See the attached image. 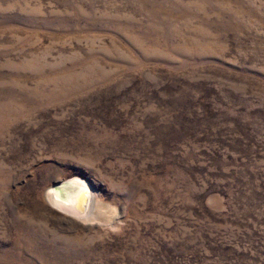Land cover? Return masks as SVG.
Returning <instances> with one entry per match:
<instances>
[{
  "label": "rangeland",
  "instance_id": "1",
  "mask_svg": "<svg viewBox=\"0 0 264 264\" xmlns=\"http://www.w3.org/2000/svg\"><path fill=\"white\" fill-rule=\"evenodd\" d=\"M0 264H264V0H0Z\"/></svg>",
  "mask_w": 264,
  "mask_h": 264
},
{
  "label": "bare ground",
  "instance_id": "2",
  "mask_svg": "<svg viewBox=\"0 0 264 264\" xmlns=\"http://www.w3.org/2000/svg\"><path fill=\"white\" fill-rule=\"evenodd\" d=\"M93 189L80 179H73L70 183L57 188L51 187L46 192L49 204L56 210L74 218L89 217L94 207Z\"/></svg>",
  "mask_w": 264,
  "mask_h": 264
},
{
  "label": "water",
  "instance_id": "3",
  "mask_svg": "<svg viewBox=\"0 0 264 264\" xmlns=\"http://www.w3.org/2000/svg\"><path fill=\"white\" fill-rule=\"evenodd\" d=\"M71 181V180H70ZM70 181H66V182H64L63 184H66V183H69ZM91 196V194H90V191H89V197Z\"/></svg>",
  "mask_w": 264,
  "mask_h": 264
}]
</instances>
